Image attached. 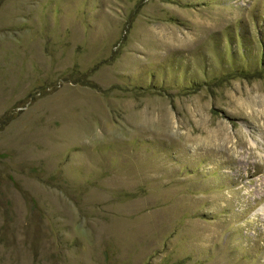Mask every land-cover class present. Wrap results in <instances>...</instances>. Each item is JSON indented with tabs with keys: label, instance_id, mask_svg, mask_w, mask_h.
<instances>
[{
	"label": "rangeland",
	"instance_id": "1",
	"mask_svg": "<svg viewBox=\"0 0 264 264\" xmlns=\"http://www.w3.org/2000/svg\"><path fill=\"white\" fill-rule=\"evenodd\" d=\"M0 264H264V0H0Z\"/></svg>",
	"mask_w": 264,
	"mask_h": 264
}]
</instances>
